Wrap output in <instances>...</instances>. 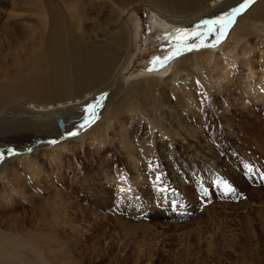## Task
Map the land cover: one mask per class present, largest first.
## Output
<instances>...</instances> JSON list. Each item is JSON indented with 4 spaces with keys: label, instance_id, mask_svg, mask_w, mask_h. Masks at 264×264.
I'll use <instances>...</instances> for the list:
<instances>
[{
    "label": "rangeland",
    "instance_id": "1",
    "mask_svg": "<svg viewBox=\"0 0 264 264\" xmlns=\"http://www.w3.org/2000/svg\"><path fill=\"white\" fill-rule=\"evenodd\" d=\"M112 1L49 3L61 15L86 11L81 23L89 30L91 16L101 22L112 15L111 9L121 7L122 1H134L128 19L132 25H139V36L131 62L120 79L128 82L135 75L148 72L154 57L164 58L174 51V41L170 37L165 39L173 31L163 32L155 26V21L163 22L144 6L149 0H118L120 5H111L117 2ZM40 5L41 0H0V66L18 56L23 43L34 41V34L43 27L42 20H48L42 16ZM196 20L198 24L207 21L205 15ZM253 24L246 22L240 31L236 30V39H240L247 54L233 60V71H221L222 52L226 51L219 49L214 59L202 56L198 60V72L192 68L193 73L187 71L179 76L180 81H187L186 86H192L189 91L182 87L178 93L187 104L189 127L206 151H214L217 159L213 161L188 148L186 142H179L168 125L165 130L152 122L155 128L151 132L153 126L148 127L146 132L152 145L143 154L145 160L136 163L143 181L132 180L134 171L125 158L126 151L120 148L123 128L135 130L137 124L133 120L131 123L128 113L121 114L112 125L116 127L106 132L104 145H98L101 141H92L89 136L95 125L102 122L107 101L121 90L119 85L91 100L93 103L104 96L87 126L81 127L88 104L81 110L83 116L69 122V130L54 138L45 136L54 134L49 130L32 134L26 142H20L22 145L1 142L0 152L12 147L17 151L0 164L6 162L8 165L3 167L15 172L13 182L19 186L8 193L0 187V228L8 229L13 236L12 242H5L7 249L12 248L18 257L27 259V264H264V95L261 97L257 88L264 84V31L260 24L256 29ZM222 42L233 41L225 36L220 42L224 46ZM190 53L185 52L167 66ZM247 68L255 76L251 87L255 94L244 85ZM175 85H162L173 104ZM192 94L197 98L192 100ZM195 101L203 102L205 107L198 108ZM148 102L154 105L152 100ZM149 112L147 116L155 114L154 110ZM3 120L10 126L22 125L15 117L6 116ZM157 129L162 130L159 137ZM23 135L0 136V140ZM126 147L127 151L138 149L135 152L142 156V150L136 146ZM34 152L38 154L37 167L27 166L25 163ZM223 183L232 186L233 192L224 194ZM42 237L48 239L40 248L31 244ZM3 253L0 264H22Z\"/></svg>",
    "mask_w": 264,
    "mask_h": 264
},
{
    "label": "bare ground",
    "instance_id": "2",
    "mask_svg": "<svg viewBox=\"0 0 264 264\" xmlns=\"http://www.w3.org/2000/svg\"><path fill=\"white\" fill-rule=\"evenodd\" d=\"M109 1L111 2V0ZM113 1L111 5L118 3V0ZM242 2L243 0H149V2H145L144 6L161 19L163 23L155 21V26L163 32L188 29L206 33L205 25L198 24L196 20L198 16L205 15L206 20L209 21L230 13L233 8L238 7ZM133 3L122 1L121 7L118 6L117 9H111L112 15L104 18L101 22L91 18L92 16L90 19L87 16L88 21H90V27L89 30H85L84 27L86 26H83L81 22L82 19L86 18V11L77 15H61L60 11L53 10L49 0H41V14L48 20H42L43 27L34 34L32 38L34 41L23 43L20 53L17 47L19 55L11 61H4L3 65L0 66V136L24 134L21 137L0 140V143L13 141L12 143L19 142L18 145H22L20 142H26L32 134L49 130L54 131V134L45 136L54 138L60 135L63 130H69V122L77 121L80 115L83 116L81 110L84 109V105L91 103V100H94L96 95L108 90L113 91V87H118L119 85V87L122 86L123 88L120 87L121 90L117 94L114 92V96L107 101V105L102 112V122L96 124L95 129L91 128L94 132L88 135L92 141L98 142L100 140L101 143L98 145H104L103 141L108 136L105 135L106 132H110L112 127H116L112 125L116 123L121 114L128 113V116H130L128 119H130L131 123L133 120L137 124L134 126L135 130L129 128L121 130L123 136H120L121 145H119L122 151H126L127 157L125 158H127L129 166L134 171L132 180H142L136 163L145 160L142 159L143 154L146 155V151L150 149L148 146L152 145L146 138L148 135H146V132L148 127L151 128L153 126L151 128L152 132V129L155 128L154 124L157 128L165 130L168 125L169 127L167 128H172L174 136L179 139V142H186L188 148H192L197 154L208 157L212 161L217 159L213 153L214 151H206L203 148L204 145L201 146V142L197 139L198 135L189 127L191 123H188L190 115L186 107L187 104L185 103V105L183 100L179 98L178 93L182 90V87L189 91L192 86H186L187 81H180L179 76L186 75L187 71L192 68L198 72V60L202 56L214 59L215 52H219V49L226 51V54L222 52L224 61L222 62L223 68L221 71H233V60L238 61L247 54L246 51L243 52L242 50L240 39H236V30L240 31L244 23L253 21L254 29H256V25L260 24L264 31V0H254L245 11L237 16L233 29L226 33V36H230L233 42L229 44L222 42L225 47L219 43L214 48H202L198 51H192L189 55H184L183 59L179 58L172 61V64L161 72H141L139 75L130 78L128 82H120L122 73L131 62V54L135 48L134 42L139 36L136 30L139 25H132L128 19ZM118 5H120V2ZM94 18L97 19V17ZM88 21L86 19L87 23ZM194 24L197 26L193 27ZM30 34L33 33L30 32ZM214 39L213 36L207 35L206 40L201 37L200 40L192 42L213 43ZM245 65L249 66L248 64ZM247 71L244 85L247 89H250L251 94H255L253 89H251L255 76L252 74L251 69L247 68ZM168 82L170 85L172 83L177 84L173 88L177 94L172 93V96L176 99L174 104L167 98L168 96L162 86ZM261 83H263V80ZM257 88H260V91L257 90V92H261L260 96L262 97V94L264 95V84ZM194 97L196 96L192 94L191 99L193 100ZM148 100H152L154 105L152 106ZM195 105L200 109L205 107V104L200 101H195ZM150 110H154L155 114L153 112V115L151 114L150 116ZM147 113H149L148 116ZM6 116L15 117L22 125H8V121L3 120V117ZM147 122L151 124L153 122L154 124L150 126ZM164 125L165 128H163ZM145 129L146 131L144 132ZM160 130L156 134L158 137L159 134L162 135V130ZM83 136L81 137L82 139ZM157 136H155V139L161 140ZM77 138L79 139V137ZM122 142L129 144H123ZM43 143L45 145L46 142ZM127 145H131L133 149L135 148L134 146L141 149L142 156L138 154V151L137 153L135 152L138 149L127 151ZM17 150L19 152V149ZM23 156L25 157V155ZM37 156V152H34V154L30 155V158H28L29 156L27 157L28 160L25 164L37 167ZM165 158L169 159L170 157L165 156ZM4 164L8 165L5 162L0 164V167H3ZM51 165L55 167V164ZM146 165H148V162ZM2 167L0 168V187L6 192L16 191L14 188L17 189L19 186L16 187L13 182L16 180L15 172H12L9 167ZM37 171L35 169V173ZM12 174L13 177L11 176ZM2 189L0 188V194ZM2 228H0V253L5 255L3 253L5 252L9 259L15 260L17 263L27 264V259L21 256L18 257L10 247L9 250L7 249L5 242H12L13 236L12 233L7 232L8 229L5 231ZM40 235L42 234L40 233ZM43 237L39 240L36 239L37 242L31 244H34L36 248H40L48 239ZM29 247L34 249L33 245H29Z\"/></svg>",
    "mask_w": 264,
    "mask_h": 264
},
{
    "label": "snow or ice",
    "instance_id": "3",
    "mask_svg": "<svg viewBox=\"0 0 264 264\" xmlns=\"http://www.w3.org/2000/svg\"><path fill=\"white\" fill-rule=\"evenodd\" d=\"M253 2L254 0H243V2L240 3L238 7L233 8L230 13H226L224 16L218 17L211 22L203 21L206 33L188 29H177L174 32L169 33L165 39L170 37L174 41V51L164 58L154 57L152 62H150V66L146 70L148 72L160 71L163 67H166L171 60L183 55L185 52H192L194 50L198 51L202 48L216 47L225 38L227 29L230 25L234 24L236 17L245 11ZM207 35H211L215 38L213 43L192 42L194 40H200L201 37H204L206 40ZM103 99L104 96L102 94L100 98L96 99L93 103H89L85 107V118L81 127L87 126L91 122L90 118L95 117V110L100 106ZM89 108L93 111L89 112ZM69 135H76V133H70ZM52 143H55V141ZM15 154L16 153L12 149H5L0 152V162H3L8 156H13ZM157 179H159V177H157ZM262 180H264V177H262ZM233 190V187L228 183H223L222 192L224 194H229L233 192Z\"/></svg>",
    "mask_w": 264,
    "mask_h": 264
}]
</instances>
